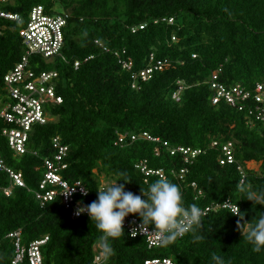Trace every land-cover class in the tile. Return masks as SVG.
I'll list each match as a JSON object with an SVG mask.
<instances>
[{
  "label": "trees",
  "instance_id": "16d2710c",
  "mask_svg": "<svg viewBox=\"0 0 264 264\" xmlns=\"http://www.w3.org/2000/svg\"><path fill=\"white\" fill-rule=\"evenodd\" d=\"M57 3L61 11L54 9ZM36 5L69 13L64 60L30 59L31 64L40 62L39 69L58 72L56 91L62 102L45 105L52 119L33 125L25 153L10 149L0 120L3 164L20 171L27 186L12 185L9 173L0 168V187L12 186L9 195L0 190V264H10L14 257L15 238L8 236L14 231H20L23 245L48 236L42 247L44 264H93L100 234L88 216L73 218L59 198L41 206L33 193L44 161L54 156L56 136L68 146L61 174L88 188L85 201L117 180L140 194L141 188L167 178L182 190L185 206L230 202L244 213L241 220L227 207L212 209L201 217V225L153 248L123 229L110 257L99 264H144L154 257H169L176 264H214L213 255L224 264H264V250L253 252L241 234L264 213V205L244 199L247 190L264 188V124L248 109L223 101L213 104L210 84L214 72L226 85L251 89L264 78V0H9L2 9L26 17ZM6 23L0 36L4 98V75L25 53L22 25ZM122 60L131 61V68H124ZM157 60L162 67L142 79L140 71ZM180 87L176 100L173 93ZM142 131L161 141L115 144L120 132ZM228 141L235 161L222 164L221 145ZM180 145L201 152L186 161L182 153H171L170 147ZM143 166L162 176L146 174ZM19 264L29 262L24 258Z\"/></svg>",
  "mask_w": 264,
  "mask_h": 264
},
{
  "label": "built area",
  "instance_id": "2783aa9c",
  "mask_svg": "<svg viewBox=\"0 0 264 264\" xmlns=\"http://www.w3.org/2000/svg\"><path fill=\"white\" fill-rule=\"evenodd\" d=\"M8 1L0 0V36L3 35L9 26L6 21L21 24L19 34L25 47V53L4 75L5 98L0 96V120L6 125L2 130V135L7 139L10 149L16 154H21L25 153L28 149L29 133L33 125L44 124L52 119L45 109V105L50 103L59 104L62 102L61 96L56 91L58 72L54 69H39L40 62L36 61L34 64H31L30 59L34 56L47 63L54 62L56 59L64 60L62 54L65 43L64 30L68 23L69 13H53L48 11L44 5H36L29 11L26 17H23L19 13L2 9V5ZM169 22H172V19H169ZM143 27L144 25H140V28ZM132 30H135V28L133 27ZM151 59L153 58L151 57ZM152 62V65L140 71L139 75L142 79L149 78L154 69L162 67L161 61L157 60ZM78 64L79 62L76 61L74 63L75 67H78ZM122 65L124 68L130 69L132 62L122 60ZM210 84L213 89L211 98L213 104H218L223 101L231 106H238L240 110L242 108L248 109L249 114L254 119L264 124V78L256 82L254 88L251 89L241 84L226 85L218 79V74L214 72L211 76ZM181 89L182 87L173 93L174 99L178 100L180 98ZM139 139L154 142L161 141L158 136L151 135L147 131L120 132L117 134L115 144L125 145ZM52 142L55 149L54 156L44 161L43 177L40 180L38 188L33 193L41 206H44L47 202L55 198H59L64 207L70 211L73 218L87 215L83 213L77 216L75 215V210L77 207L86 206L96 198L92 201H85L84 198L89 195V190L87 195H82L80 189L86 186L81 181L70 183L63 178L61 172L66 168L63 160L68 146L61 142L59 136L54 137ZM162 143L169 147L167 141H163ZM212 145H217V141H213ZM170 149L172 154L176 151L182 153L186 161L193 159L201 152V149L182 145L170 147ZM221 150L222 157L220 163H233L235 161L233 143L231 141L223 143ZM34 153L36 154V152ZM0 168L9 173L12 185L27 187L22 173L5 167L1 156ZM238 169L242 171L240 165H238ZM142 170L145 171V166L142 167ZM150 172L160 174V171H145L146 174ZM243 181L244 177H242L241 183ZM102 187H105V185H102ZM11 188L12 186L0 187V190H3L6 195H9L12 190ZM69 188L71 195L66 196L63 192ZM71 188H74V190ZM81 201L82 204L79 203ZM220 206L232 210L235 204L224 202L215 206L208 205L200 208L202 210L201 217ZM130 222L139 223V218L131 214L125 218L123 229L127 230L128 233L131 231ZM151 231L152 229L149 227L148 232L150 233ZM149 233H145V235L138 233L135 236H130L144 238L149 248L162 244L158 237ZM8 236L15 238V254L10 264H19L24 258H27L29 264H44L42 247L47 243L48 236L34 239L27 245H23L20 242V231L10 232ZM93 250V264L101 263L104 258L99 256L97 244L94 245ZM144 264L176 263L169 257H154L147 259Z\"/></svg>",
  "mask_w": 264,
  "mask_h": 264
},
{
  "label": "clouds",
  "instance_id": "9594fccd",
  "mask_svg": "<svg viewBox=\"0 0 264 264\" xmlns=\"http://www.w3.org/2000/svg\"><path fill=\"white\" fill-rule=\"evenodd\" d=\"M117 181L98 188L94 201L75 210L77 216L86 213L90 224L99 232L97 248L99 256L104 260L111 255L112 243L123 237L124 220L130 214L139 218V223L130 222L131 236L138 233L145 235L149 233L148 228L151 227L152 231L149 234L158 237L162 244L170 243L186 230L201 225L202 210L195 204L185 206L182 190L167 178L155 180L146 190L141 188L140 194L125 190V185ZM80 191L82 195H87L88 189L81 187ZM63 194L70 196V188ZM244 199L253 204L264 205V188L247 190ZM79 203L82 204V201ZM230 213L243 219L244 213H241L236 205ZM242 226L239 223L237 225L240 232ZM241 234L251 245L253 252L259 253L264 250V213L256 217L254 223L250 222V226ZM211 259L214 264H224L221 257L213 255Z\"/></svg>",
  "mask_w": 264,
  "mask_h": 264
},
{
  "label": "rangeland",
  "instance_id": "374dc122",
  "mask_svg": "<svg viewBox=\"0 0 264 264\" xmlns=\"http://www.w3.org/2000/svg\"><path fill=\"white\" fill-rule=\"evenodd\" d=\"M54 9L57 10V11H61L62 10V6L57 3V4H55ZM17 24H19V23H17Z\"/></svg>",
  "mask_w": 264,
  "mask_h": 264
}]
</instances>
